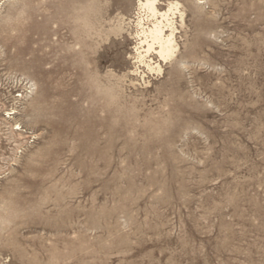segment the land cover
I'll return each instance as SVG.
<instances>
[{"label":"rangeland","instance_id":"374dc122","mask_svg":"<svg viewBox=\"0 0 264 264\" xmlns=\"http://www.w3.org/2000/svg\"><path fill=\"white\" fill-rule=\"evenodd\" d=\"M156 1L182 14L161 72L136 62L138 0L105 9L112 107L85 87L75 0H0V264H264V0Z\"/></svg>","mask_w":264,"mask_h":264},{"label":"clouds","instance_id":"9594fccd","mask_svg":"<svg viewBox=\"0 0 264 264\" xmlns=\"http://www.w3.org/2000/svg\"><path fill=\"white\" fill-rule=\"evenodd\" d=\"M207 4L208 0H195L196 7L202 10H206ZM110 6L111 0H75L70 24L82 42L79 58L86 64L85 87L93 94L96 101L105 106L115 107L118 105L126 88V80L122 79L124 73L118 75L108 69L103 74H100L96 63L93 66V60H95L94 58L101 50L103 44L100 45V50L96 52L95 57L91 55L97 43L96 35L99 34L100 38L103 39L110 27L115 30V26L108 23L111 16L107 18L104 16L105 9H110ZM112 38L115 37L108 35V42ZM109 72H111V75L108 74ZM15 212V205L11 201L6 197L0 200V242L6 243L10 241V227Z\"/></svg>","mask_w":264,"mask_h":264},{"label":"bare ground","instance_id":"6f19581e","mask_svg":"<svg viewBox=\"0 0 264 264\" xmlns=\"http://www.w3.org/2000/svg\"><path fill=\"white\" fill-rule=\"evenodd\" d=\"M138 8L144 15L138 18L135 25L136 62L139 66H145L150 71L157 70L161 72L157 62L166 64L176 56L175 16L177 15L181 20L182 14L179 12L177 5L170 2L166 10H161L156 0H138ZM152 56L158 59L155 66H152L154 64L151 59Z\"/></svg>","mask_w":264,"mask_h":264}]
</instances>
